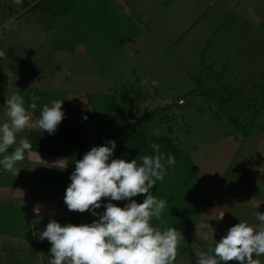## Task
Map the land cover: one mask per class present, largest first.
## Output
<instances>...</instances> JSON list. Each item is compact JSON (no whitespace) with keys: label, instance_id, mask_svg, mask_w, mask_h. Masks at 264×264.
Returning a JSON list of instances; mask_svg holds the SVG:
<instances>
[{"label":"rangeland","instance_id":"1","mask_svg":"<svg viewBox=\"0 0 264 264\" xmlns=\"http://www.w3.org/2000/svg\"><path fill=\"white\" fill-rule=\"evenodd\" d=\"M240 1L228 0L227 4L235 6ZM181 5L186 15L185 26L150 27L151 34L120 50L122 56L119 53L109 54L102 60L92 59L91 53L92 57L84 49L90 47L92 53L98 55V43L88 34L83 44L74 28L67 40L43 41L45 66L42 67L33 65L34 50L24 51L15 44L17 48L11 51L9 46L12 56L0 58V71L6 73L4 79L0 76V126L9 122L7 99L19 95L21 88H35L38 80V88L46 90L40 95L36 92L40 96L38 101L51 106L52 101L58 99L57 93H65L71 109L92 113V93L105 95L117 85L132 82L134 70L143 68L154 80L153 86L165 93L164 96L176 99L177 104L160 112L161 107L148 105L145 99L139 100L145 102L140 105L132 98L133 118L125 125L143 119L151 135L166 136L174 149L190 156L208 205L174 264H196L193 243L201 251L214 255L216 242L225 237L231 227L240 222H247L257 231L264 227L257 218L258 212L264 214V39L257 43V27L235 20L234 27H222L223 31H230L225 37L234 42L236 50L230 52L228 58L205 59L202 54L195 58L188 50L183 51L185 57L180 53L178 57L172 48V38L190 27L188 22L194 21L196 13L194 0H183ZM260 10L264 14V6ZM12 21L5 17L0 19V24L15 27ZM230 22L227 20L226 24ZM6 30L0 29V38ZM61 57L63 62L59 64ZM257 84H261L260 87ZM113 90L110 93L115 92ZM120 93L125 94L122 90ZM147 93L136 86L130 95L147 98ZM179 99L185 103L179 105ZM209 100H213V104ZM149 102L162 104L164 100L156 98ZM26 110L32 117L29 127L17 133L16 144L7 153L0 154V160L11 154L20 140L28 139L31 143L36 135H50L36 126L35 111L29 107ZM230 118L239 122L241 128L237 129ZM87 126L93 134L111 132L98 116ZM246 130L248 134L244 136ZM61 159L65 162L57 164ZM67 168L65 158L31 149L25 151L24 160L17 162L12 171H6L0 163V264H49L52 245L46 239L40 240L38 234L52 219L61 226L70 224L72 211L65 203L67 188L56 184L58 178L66 176ZM38 205L39 216L34 212ZM221 213H224L222 221L216 219ZM253 258L264 264V255Z\"/></svg>","mask_w":264,"mask_h":264},{"label":"clouds","instance_id":"2","mask_svg":"<svg viewBox=\"0 0 264 264\" xmlns=\"http://www.w3.org/2000/svg\"><path fill=\"white\" fill-rule=\"evenodd\" d=\"M20 0H17L19 3ZM4 55L0 52V57ZM40 98L33 95L30 108L35 110L36 101ZM64 101L53 100L51 106L45 105L36 126L54 134L58 125L65 118L61 111ZM25 101L19 95H12L6 101V115L9 122L0 126V154L16 144L17 133L29 127L31 114L24 107ZM87 119V117H85ZM111 146H99L87 152L82 160L75 161V171L71 176L72 183L66 190L65 203L70 211L88 212L99 219L89 224L61 226L52 219L41 231L40 240H48L52 245L49 264H173L177 249L184 238L175 227L160 230L153 227L151 220L160 219L167 207V201L157 199L151 193L157 181H163L166 175L165 156L156 143L150 145L155 150L154 156H141L138 160L127 162L124 159H112L117 147L115 141ZM32 148L28 139H22L11 154L3 156L0 163L6 171H12L17 162L25 158V151ZM61 159L57 164H63ZM167 164L174 166V156L167 157ZM147 194L143 203L131 199ZM102 198L112 201L130 200L121 208L109 202L106 211L98 213ZM40 215V206L34 208ZM224 213L216 219L222 221ZM257 218L264 223V214L257 213ZM196 264H229L238 261L240 264H261L259 257L264 255V227L259 231L247 222H240L231 227L228 233L214 248V255H209L192 244Z\"/></svg>","mask_w":264,"mask_h":264},{"label":"crops","instance_id":"3","mask_svg":"<svg viewBox=\"0 0 264 264\" xmlns=\"http://www.w3.org/2000/svg\"><path fill=\"white\" fill-rule=\"evenodd\" d=\"M94 8L97 9V14L99 19H102L103 23H109L111 19L115 24L120 27L121 30L117 29L118 32L124 31L123 35H118L114 39V44L111 46H104L101 41L98 45L99 53L97 55L93 54L89 50H85L86 54L91 53L92 59L102 60L105 59L109 54H119L122 56L120 50L124 47H128L130 44L135 42L136 39H140L147 34H151L152 30L150 27L153 26H166L174 25L177 27L185 26V14L184 8L181 3L183 0H88ZM195 5L193 8L196 13L193 17V22H188L190 27L187 30H183L172 38L175 51L178 57L180 54L185 57L183 51H189L193 53L191 57H199L200 54L203 58L220 59L228 58L229 53H233L234 42L229 38L225 37V33L230 32L229 30H222L223 26L234 27L235 20L243 21V25L249 27H257L255 29L258 34L256 39L257 43L260 39H264V14L261 13V8L264 6V0H241L237 5L227 4L228 0H194ZM5 17L13 19L15 27L9 26V24H0V29H7L6 33L0 38V52L4 55L0 57L5 59L8 56H12L13 50L17 47L15 44L19 45L24 49V51L34 50V56L31 57L33 65L36 67L45 66L42 63V48L43 41H52L63 38L68 39L73 31V26L70 23L60 0H0V19ZM240 18V19H238ZM227 20H231L227 23ZM172 21V23H170ZM240 24V23H237ZM209 25V26H208ZM3 27V28H2ZM69 27V28H68ZM116 30V28H115ZM100 39L103 38L102 34L99 36ZM17 42V43H15ZM9 46H11V51H9ZM254 46V45H253ZM251 46L250 48H252ZM66 51L65 57H68V51ZM180 53V54H179ZM258 54V53H257ZM24 58H28L23 56ZM72 57V55H71ZM173 58H175L173 56ZM41 62L39 63V61ZM59 64H61L62 57L59 59ZM145 70L141 68L140 70H134L135 79L129 81L126 84L117 85L111 88L113 93L105 95H114L119 101L124 99L129 101L134 105L132 98L138 100V104L141 103L139 100L145 99L148 105H155L161 107L160 112H163L165 108L173 107L177 104V100L164 96L165 93L159 91L158 88L154 87L152 81ZM6 73L0 71V76L2 79L5 78ZM10 76V75H9ZM8 76V77H9ZM7 77V78H8ZM0 79V80H2ZM4 84V81H2ZM9 84H13L10 83ZM38 84L40 82L38 80ZM26 87L21 88L19 91H31V92H46L43 88ZM261 84H257L260 87ZM139 88L145 89L147 93V98L145 96L133 97L131 94L132 90ZM264 87V85H262ZM122 87V88H121ZM125 92L121 94L120 90ZM2 90V89H1ZM54 91V90H53ZM119 91V92H117ZM153 91H157L154 94ZM135 92V91H134ZM120 93V94H118ZM101 94L103 93H92ZM164 96V97H160ZM160 98L164 100V103L158 104L157 102H149L150 100ZM203 99V97L198 98ZM210 104H213V100H209ZM176 102V103H175ZM213 114H211L212 116ZM248 134V130L244 132V136ZM234 138V134H232ZM195 168V167H194ZM195 171L197 172L196 168ZM198 174V173H197Z\"/></svg>","mask_w":264,"mask_h":264},{"label":"trees","instance_id":"4","mask_svg":"<svg viewBox=\"0 0 264 264\" xmlns=\"http://www.w3.org/2000/svg\"><path fill=\"white\" fill-rule=\"evenodd\" d=\"M60 3L74 30L76 29V32L80 35L79 37L83 44L87 35L92 34L95 38V44L98 43L99 45V41H101L104 46L109 47L114 44L117 34L123 35L124 33V31L118 32L117 29L121 30V28H118L113 19L109 23H103L102 19H99L97 9L88 0H60ZM100 34L103 36L102 39L99 38ZM94 46L96 47V45ZM87 50L92 52L90 47H87ZM18 94L24 99L25 108H30L33 102L31 100L33 95H40L31 91H21ZM57 96V100L64 101L61 111L65 113V118L58 125L52 136L46 133L36 135L31 142L32 151L62 157L68 161L66 176L58 178L56 184L68 188L72 183L71 176L75 171V161L82 160L84 155L94 147H110L109 141H115L117 144L109 162L112 159H124L127 162L135 159L139 162L141 156H154L155 150L150 145L153 143L158 144L160 152L165 156L162 163H164L166 168V175L163 181H160L165 182V184L155 185L150 191L157 199L166 200L167 207L162 211L160 219L154 217L151 220V224L162 231L175 227L182 233L184 238L180 241L177 249L178 257L179 250L183 248L188 235L192 233L199 222L203 210L208 205V199L197 178L190 156L180 154L171 146L170 139L166 136L151 135L145 128L143 119L134 124L125 125L129 123V118H133L132 111L134 109L129 101L124 99L119 101L114 95L93 94L91 99L94 110L92 113H87L71 109L65 93H57ZM36 104L37 107L34 111L38 119H40L43 107L48 104H44L41 101H36ZM94 116H98L101 123L107 125L111 132L107 134L90 133L87 125L93 120ZM230 120L237 129L241 128L242 125L239 122L231 118ZM169 155L174 156L176 159L174 166L167 164ZM146 195L141 194L131 199L137 203H143ZM109 202L123 208L131 201H112L110 198H102L101 208L95 211L104 213L106 211L105 206ZM98 219V216L92 215L91 210L84 213L72 211L70 224L77 226L82 224L90 225Z\"/></svg>","mask_w":264,"mask_h":264},{"label":"built area","instance_id":"5","mask_svg":"<svg viewBox=\"0 0 264 264\" xmlns=\"http://www.w3.org/2000/svg\"><path fill=\"white\" fill-rule=\"evenodd\" d=\"M184 103H185V101L183 99H179V101H178L179 105H183Z\"/></svg>","mask_w":264,"mask_h":264}]
</instances>
